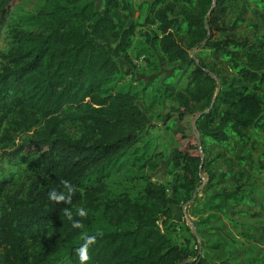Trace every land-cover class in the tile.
Returning <instances> with one entry per match:
<instances>
[{"label": "trees", "instance_id": "1", "mask_svg": "<svg viewBox=\"0 0 264 264\" xmlns=\"http://www.w3.org/2000/svg\"><path fill=\"white\" fill-rule=\"evenodd\" d=\"M231 1L147 0L145 15L136 20L132 0H104L101 9L92 0H45L36 13L20 15L8 26L10 46L0 52V150L15 164L26 165L28 179L0 203V264H180L192 249L188 238L179 244L170 233L171 205L179 203V189L190 201L198 232L247 200L241 186L219 185L226 173L218 176L220 183L214 181L221 154L212 155L210 148L211 143H237L248 151V130L264 131V42L233 33L214 37V30L222 28L219 14ZM254 1L264 5V0ZM18 2L0 0V26ZM243 21L237 16L231 29ZM156 22L160 33L153 38L165 60L180 69L192 66L190 87L174 91L179 102L174 110L179 117L197 115L201 144L186 129L176 133L172 164L179 168V183L174 182L172 195L151 177L137 196L104 195L106 178L124 168V153L151 122L136 93L106 86L118 77L119 59L130 61L137 27ZM194 48L226 60L236 76L228 79L215 71L200 53L194 58ZM8 119L15 131L32 133L15 142L11 129L3 131ZM66 120L78 126V136L67 130ZM138 160L142 167L149 162ZM259 167L264 170V163ZM203 171L208 181L203 194L194 196ZM5 186L0 181V191ZM52 190L66 200H51ZM206 246L219 250L223 243ZM192 264L221 263L201 253Z\"/></svg>", "mask_w": 264, "mask_h": 264}, {"label": "rangeland", "instance_id": "2", "mask_svg": "<svg viewBox=\"0 0 264 264\" xmlns=\"http://www.w3.org/2000/svg\"><path fill=\"white\" fill-rule=\"evenodd\" d=\"M92 1L97 9L104 5V0ZM132 1L136 7L134 17L136 20L140 19L145 15L147 0ZM44 4L45 0H19L0 26V52L8 50L10 46L8 26L20 15L36 13ZM239 15L244 21L231 29ZM219 22L222 28L214 30L215 38L233 33L250 41L256 38L258 42H264V5L260 6L254 0H232L226 13L219 14ZM154 33H160L157 22L137 27L128 51L130 61L119 59L118 77L106 86L112 91L130 89L136 93L137 103L150 117L151 122L141 140L124 153V168L106 178L104 195L137 196L141 194L147 177L165 183L169 196L172 195L174 182L179 183L178 179L175 180L179 168L172 164L173 151L179 144L176 133L180 129H186L188 134H199L196 129V114L187 113L179 117L174 110L179 106L174 91L187 90L190 87L192 66L180 69L177 64L166 61L159 42L153 38ZM183 44L186 45V42L183 41ZM194 50L215 71L228 79L236 76L226 60L202 49H190L191 52ZM2 65L0 56V70ZM172 122L174 127L170 129ZM63 124L72 135L78 136V126L72 120H66ZM6 128L12 130L15 142L32 133L15 131L12 120L9 119L5 121L3 131ZM248 132L252 138L247 148L249 152L243 151L237 143L235 147L210 144L212 155L221 154L214 165V181H217L221 173H226L225 181L219 185L230 189L241 186L247 193L245 202L231 205L228 211L220 213L216 221L198 232L192 223L195 218L190 215V201L185 202L183 199L184 191L179 189L175 194L179 203L171 205L173 217L170 233L179 244H185L188 238L192 249L191 256L180 264H192L201 253L221 264H264V170L259 167L260 163H264V158L259 159L260 152L264 150V131ZM2 152L1 149L0 181L5 180L6 186L4 192L0 191V203L6 192L12 191L15 185L28 179L26 165L15 164V160H9ZM141 157L149 160L145 167L139 166L138 159ZM151 161H155L156 165H151ZM202 178L197 188L199 195L203 194L201 190L208 181L207 172H202ZM215 240L221 241L223 247L210 250L206 244ZM61 264L71 263L65 261Z\"/></svg>", "mask_w": 264, "mask_h": 264}, {"label": "clouds", "instance_id": "3", "mask_svg": "<svg viewBox=\"0 0 264 264\" xmlns=\"http://www.w3.org/2000/svg\"><path fill=\"white\" fill-rule=\"evenodd\" d=\"M61 183L68 188V191L71 193L73 191L72 187L70 186L69 181L64 180L61 181ZM49 198L53 201L56 202H62L66 200V197L63 194H57L56 190H52L49 193ZM68 201L70 202V197L67 198ZM64 214L67 215L69 217V219H71V214L65 209ZM81 215H83V212L80 213ZM81 259H84V257L82 256Z\"/></svg>", "mask_w": 264, "mask_h": 264}, {"label": "water", "instance_id": "4", "mask_svg": "<svg viewBox=\"0 0 264 264\" xmlns=\"http://www.w3.org/2000/svg\"><path fill=\"white\" fill-rule=\"evenodd\" d=\"M206 22H207V19H206ZM192 56L194 58L196 57L195 50L192 52ZM218 91H219V89H217V92L216 93H218ZM197 137H198L199 144H201V137H200V135L198 134ZM198 192H199V189H196V191L194 193V196H196L198 194ZM191 201H193V199H191ZM195 234H197L196 231H195Z\"/></svg>", "mask_w": 264, "mask_h": 264}]
</instances>
